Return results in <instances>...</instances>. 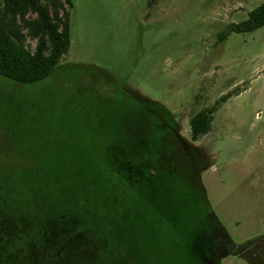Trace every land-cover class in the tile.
<instances>
[{
	"label": "rangeland",
	"instance_id": "rangeland-1",
	"mask_svg": "<svg viewBox=\"0 0 264 264\" xmlns=\"http://www.w3.org/2000/svg\"><path fill=\"white\" fill-rule=\"evenodd\" d=\"M70 2L71 48L55 73L22 86L0 76V182L16 164L39 167L43 227L87 229L75 236L86 248L70 256L118 264V248L134 264H207L191 224L167 222L108 165L113 147L138 144L140 114L153 106L197 156L209 208L203 230L223 228V252L264 239V28L231 32L264 0ZM223 97L210 133L193 142L190 119ZM165 164L178 172L154 179L151 192L167 176L175 194L190 196L188 164ZM22 228L30 230L9 225L10 250ZM102 229L107 247L95 252ZM217 262L250 264L235 254Z\"/></svg>",
	"mask_w": 264,
	"mask_h": 264
},
{
	"label": "trees",
	"instance_id": "trees-1",
	"mask_svg": "<svg viewBox=\"0 0 264 264\" xmlns=\"http://www.w3.org/2000/svg\"><path fill=\"white\" fill-rule=\"evenodd\" d=\"M71 8L70 0H3L0 9V76L21 86L49 79L71 48ZM231 28V32L236 34H250L264 28V3L249 14L247 21ZM30 43L36 44L34 50ZM227 100L228 97H223L214 107L201 110L190 119L193 142L210 133L214 115ZM140 117L143 127L138 133L141 135L138 144H130L120 151L113 147L115 154L108 165L167 222L177 225V228L182 222L190 223L207 264H218L217 259L228 254L240 256L250 264H264V239L240 247L232 244L230 250L223 252V228L218 225L211 226L206 232L203 230L198 221L209 208L197 171L194 174L196 154L179 139L176 128L167 124L164 116L153 106H144ZM165 149L169 150V156L163 154ZM167 161L176 167L178 161L188 164L189 181L193 184L190 196L180 197L179 185L172 178L167 180V176L154 186L159 193L151 192L154 179H162L163 173L178 172L175 167L174 170L173 166H167ZM37 168L33 163L16 164L14 176L0 182V226L5 228L0 230L4 238L0 241V264H106L100 255L95 256L96 253L70 256L73 251H81L87 246L85 239L78 242L75 237L77 234L83 237L87 231L74 224L76 219L73 226L61 228L55 224L52 226V223L48 224L49 229L43 227V180ZM11 222L14 226L28 224L30 229L22 228L14 235L12 250L9 249L11 240L6 241L10 239L8 227ZM106 234L103 229L94 233L95 252L105 249ZM226 239L229 241L227 235ZM114 253L117 255L114 257L116 263L134 264L131 257L123 255L118 248Z\"/></svg>",
	"mask_w": 264,
	"mask_h": 264
}]
</instances>
